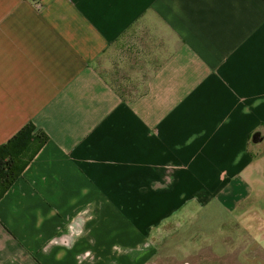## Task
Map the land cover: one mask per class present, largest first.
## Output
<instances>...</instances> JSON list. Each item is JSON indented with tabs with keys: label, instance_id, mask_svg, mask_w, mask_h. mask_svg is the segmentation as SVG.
Segmentation results:
<instances>
[{
	"label": "crops",
	"instance_id": "obj_1",
	"mask_svg": "<svg viewBox=\"0 0 264 264\" xmlns=\"http://www.w3.org/2000/svg\"><path fill=\"white\" fill-rule=\"evenodd\" d=\"M29 123L0 264H149L207 209L264 264V0H0V146Z\"/></svg>",
	"mask_w": 264,
	"mask_h": 264
},
{
	"label": "rangeland",
	"instance_id": "obj_2",
	"mask_svg": "<svg viewBox=\"0 0 264 264\" xmlns=\"http://www.w3.org/2000/svg\"><path fill=\"white\" fill-rule=\"evenodd\" d=\"M196 217L191 220L183 218L179 224L171 225L169 233L159 231L155 235L156 247L149 264H177L204 248H211L217 255L223 256L226 250H231L229 244L240 239L225 237V230L235 232L238 228L228 223L221 212L207 209ZM237 255L241 256L240 250L234 254L235 257Z\"/></svg>",
	"mask_w": 264,
	"mask_h": 264
},
{
	"label": "trees",
	"instance_id": "obj_3",
	"mask_svg": "<svg viewBox=\"0 0 264 264\" xmlns=\"http://www.w3.org/2000/svg\"><path fill=\"white\" fill-rule=\"evenodd\" d=\"M49 140L44 131L29 123L0 146V200L23 175Z\"/></svg>",
	"mask_w": 264,
	"mask_h": 264
},
{
	"label": "flooded vegetation",
	"instance_id": "obj_4",
	"mask_svg": "<svg viewBox=\"0 0 264 264\" xmlns=\"http://www.w3.org/2000/svg\"><path fill=\"white\" fill-rule=\"evenodd\" d=\"M181 220H183V218H175L162 225V227L159 228V230H157L151 238V242L154 244V246L155 235L159 231L169 233L170 226L174 224H179V221ZM233 260L234 259L232 255L229 256L228 254H225L221 256L217 255L211 248H204L199 253L191 255L188 257V259L181 262L179 261L177 264H236L235 262H233Z\"/></svg>",
	"mask_w": 264,
	"mask_h": 264
}]
</instances>
